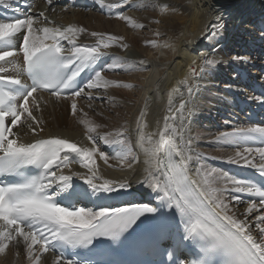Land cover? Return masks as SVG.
<instances>
[{"label":"bare ground","instance_id":"6f19581e","mask_svg":"<svg viewBox=\"0 0 264 264\" xmlns=\"http://www.w3.org/2000/svg\"><path fill=\"white\" fill-rule=\"evenodd\" d=\"M28 1L31 8L25 18H34V28L63 30L71 27L76 32L74 36H69L75 40L76 46L93 47L106 41L108 36L118 38L107 41L111 44L110 47L98 48L103 55L96 63L99 66L96 71L101 73L103 80L109 82L108 87L91 90L85 88L82 96L75 98V115L71 109L72 95L57 98L41 92L33 93L29 98V107L40 121L39 127L31 119L25 120L22 116L20 124L12 129L14 135L9 137L25 145L37 139L57 137L88 149L92 148L88 136L94 137L99 152L108 157L105 163L99 155H94L96 163L93 170L100 177L95 182H124L127 187L112 193L91 195L92 190L80 176H90L92 173L80 167L78 162L71 163L62 172L64 175L76 173L72 177V184L90 194L84 202L90 200L92 206H84L86 209L100 211L104 206L111 211L135 204V199L143 202L150 197H158L157 193L142 183L147 165L144 163L145 153L138 143L140 126L144 125L146 138L156 133L152 135V140L160 139L159 133L164 126L163 117L168 114L169 93H173V89H179L178 93H173V103L178 107L183 98L186 104L183 120L177 119L173 124L178 128L183 126L182 146L186 154L192 157L188 162L190 177L196 179L195 170L201 165L204 169L216 168L228 177L242 179H246L243 171L259 173L255 168L243 166V162L228 163V158L235 156L244 147L262 146L259 137L232 144L217 140L216 137L221 132L231 133L238 128L264 127L244 121L243 105L247 100L243 101L241 96L246 93L247 84L243 80L245 74L250 83L254 79L255 87L263 90L264 97V81L260 79L264 78V63H261L264 62V0H129L123 7L112 10L107 5L118 0H104V7L96 0H85L81 6V0H51L50 4L47 0ZM11 2L20 4V0H3L0 4L10 6ZM93 8L97 11L94 12ZM41 12L44 13L43 17L39 15ZM118 13L128 16L133 24L117 19ZM214 23L223 25L216 38L211 37L213 29L210 25ZM80 29L83 31H79ZM93 32L99 35L92 36ZM22 34H18L21 41ZM37 34L42 35L39 32ZM238 40L241 42L237 43ZM50 43V39L45 40V44ZM60 43L65 49L72 47L68 40H61ZM236 46L239 48L234 50ZM3 47L4 45H0V48ZM240 47L245 50L241 52ZM15 51L14 56L0 61V66L7 69L0 73L1 77L18 75V68L21 69L18 47ZM236 57L240 59H235ZM206 59H214L218 63L215 67L206 66ZM116 60L120 62V67L109 69L108 65ZM201 66L204 67L203 72H200ZM192 70L198 75L191 76ZM96 71L90 78H94ZM19 78L22 80V72H19ZM185 80L188 81V86L195 85L191 94L181 83ZM89 91L92 93L91 99L87 95ZM247 97L251 98L248 100L250 103H254L255 95ZM33 99L36 105H32ZM254 105L264 108V99H257ZM142 111L145 113L143 118L140 117ZM260 113L264 114L262 110ZM222 117L225 120L216 123ZM29 125L32 127L29 128ZM215 125L222 127L214 131ZM90 126L95 131L89 133L87 128ZM118 131H123L121 139L131 146L132 155L125 156L122 146L105 144L100 139L106 133L114 134ZM108 139L111 141L116 137L113 135ZM177 142L179 143V137ZM144 146L152 147L147 144V140ZM118 155L120 158H117ZM174 158L179 160L178 156ZM70 159L78 160L74 156H70ZM250 159L257 164L261 162L256 154ZM60 174L57 172V175ZM228 195L240 198L239 203L233 200L231 206L236 209L239 219H245L247 215L251 234L259 240V230L255 227L256 217L264 214V207L259 206V197L235 192ZM121 198L126 201L121 207L118 204H108L120 201ZM250 203L257 205L258 210L247 214ZM6 243L7 248L0 253V264H35L34 260L29 259L22 241ZM34 250L40 256L39 264H54L56 261L57 257L50 252L40 253L39 245L34 246Z\"/></svg>","mask_w":264,"mask_h":264},{"label":"snow or ice","instance_id":"6c2138e0","mask_svg":"<svg viewBox=\"0 0 264 264\" xmlns=\"http://www.w3.org/2000/svg\"><path fill=\"white\" fill-rule=\"evenodd\" d=\"M3 0H0L2 3ZM104 7V0H96ZM129 0H118L108 4L107 7L118 9L128 4ZM51 3V0H47ZM41 17L44 13L39 14ZM117 19L124 20L130 25L133 22L126 15L117 14ZM213 29L211 36L216 38L223 28L219 23L211 24ZM26 30V31H25ZM79 31H83L80 29ZM42 33L38 35L37 33ZM76 30L69 27L63 30L59 28L43 27L34 28V18L28 16L25 19L12 17L7 22L0 21V61L19 52L23 54V69H19L16 77H0V176L19 177L8 183L0 184V253L7 248L8 241L23 242L27 255L35 264H39L40 256L35 254L34 246L39 245L40 253L49 250L58 251L57 242L65 247H84L92 245L97 237H105L112 241H118L125 233H128L141 217L146 214H154L156 208L147 205H134L130 208H115L111 211L102 206L100 211L86 208H73L59 206L56 199L61 194H66L69 200L89 197V193L77 189L72 184V175H64L63 168L69 167L73 162H78L80 167L86 168L92 174L80 176L84 184L90 188L91 195L99 193H112L118 189H125L124 182L104 180L96 183L100 177L93 170L95 165L94 155L107 163L108 157L99 152L95 138L88 136L92 148H82L65 139L51 138L38 140L33 144L18 143L12 131L21 122L31 119L33 124L39 127L40 121L33 115L29 107V98L39 90L49 91L51 95L60 98L65 90L74 89L76 78L86 69L92 68L101 58L103 53L99 47L111 46L107 41L118 39L108 36L106 41L98 43V46H76L75 40L69 34L75 35ZM22 34L21 37L18 36ZM92 36L99 34L93 32ZM15 38V42H14ZM51 40V44H45V40ZM68 40L71 48L65 49L60 41ZM66 53V54H65ZM235 59H240L236 57ZM218 62L214 59H206L204 65L215 67ZM120 67L118 60L108 65L109 69ZM4 66H0V73L6 72ZM204 71L201 66L200 72ZM19 72L26 73L31 84H25L19 78ZM195 70L191 76H196ZM189 94L193 86H188V81H182ZM109 82L96 71L94 78H90L84 87L72 91L71 109L76 114V97L84 93L85 88L91 90L100 87H108ZM127 86V85H126ZM179 89H173L178 93ZM173 93H169L167 113L164 117V126L160 130L158 141L152 140V133L144 135L141 125L138 143L145 153V176L142 183L146 184L153 192L157 193L162 206L175 208L184 224V239H199L203 242L201 250L204 253L220 252L224 255V264H264V214L256 217L255 227L259 230V240L252 234L245 219H239L236 209L231 206L232 201L240 202L239 197H230L228 194L246 193L259 197V206L264 207V185L257 186L248 179L228 177L220 173L216 168L204 169L203 165L195 170L196 179L189 175L188 162L192 159L184 150L183 126L179 128L173 121L183 120V110L186 106L185 99H181L177 107L173 103ZM89 99L91 91L87 93ZM67 98V97H65ZM255 99H261L255 97ZM36 105L35 99L31 101ZM38 110V108H37ZM179 113V116L177 115ZM145 113L142 111L140 117ZM10 118V126L9 119ZM83 123V121H82ZM140 121L138 120V125ZM32 126L29 125V128ZM35 131V129H33ZM89 133L95 131L94 127H88ZM115 135V140L108 138ZM123 131L106 133L100 139L105 144L115 143L122 146L125 156L132 155V149L123 137ZM179 137V143L177 142ZM261 139L262 146L244 147L237 151L235 156L228 158V163L241 164L255 168L264 177V127L238 128L234 132H221L217 140L232 144L242 140ZM147 144L152 147H145ZM162 154V155H161ZM253 154L260 158V163H254L250 159ZM70 156L78 160L70 159ZM178 156L179 160L173 157ZM117 158H120L119 155ZM133 159L135 157L133 156ZM29 166L38 169L37 175H25L24 169ZM131 167V164H129ZM55 169V170H53ZM60 172V175H57ZM222 184V186H217ZM257 209V205L250 203L247 214ZM17 238H20L19 240ZM61 256L56 258L54 264H60ZM63 264L74 262L63 260Z\"/></svg>","mask_w":264,"mask_h":264},{"label":"rangeland","instance_id":"374dc122","mask_svg":"<svg viewBox=\"0 0 264 264\" xmlns=\"http://www.w3.org/2000/svg\"><path fill=\"white\" fill-rule=\"evenodd\" d=\"M92 10H93L94 12L97 11L96 8H93ZM92 10H91V11H92ZM260 33H262V32H260ZM211 37H212V36H211ZM212 38H213V37H212ZM240 42H241V41L238 40L237 43H240ZM238 48H239V47L236 46V47L234 48V50H236V49H238ZM240 48H241V49H239V50H241V52H243V50H245L244 47H240ZM257 53H258V52H257ZM263 53H264V51H263ZM261 55H262V54H260V58L262 59ZM258 56H259V55H258ZM263 58H264V56H263ZM261 63L263 64L264 62H261ZM234 69H236V68H233V70H234ZM239 71H240V69H239ZM245 76H246V75L243 74V80L245 79V80H248V81L250 82L249 77H248V76L245 77ZM262 78H263V77H262ZM252 81L254 82V79H253ZM260 82H261V81H260ZM260 82H259V83H260ZM246 84H247V83H246ZM248 89H249V87H248V84H247V86L245 87V91H246V93L241 94V96L243 97V98H242L243 101H244V100H247V101H248V100H251L250 97H249V98L247 97V96H249L250 94H252V93H250L249 91H247ZM81 96H82V95H81ZM244 96H246V99L244 98ZM252 96H254V95L252 94ZM247 98H248V99H247ZM254 99H255V97H254ZM248 102H249V101H248ZM244 114H245V113H244ZM244 117H245V116H244ZM222 120L224 121L225 118H223V117H222V118H218V121H217L216 123L219 124L220 122H223ZM244 121H245V120H244ZM246 123H247V121H246ZM221 127H222V126L215 125V128H214L213 130H214V131H217V129L220 130Z\"/></svg>","mask_w":264,"mask_h":264}]
</instances>
